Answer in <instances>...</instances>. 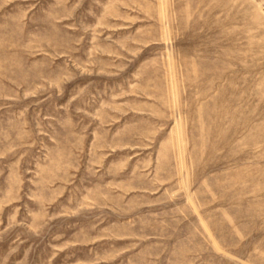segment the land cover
I'll return each instance as SVG.
<instances>
[{"label": "rangeland", "instance_id": "rangeland-1", "mask_svg": "<svg viewBox=\"0 0 264 264\" xmlns=\"http://www.w3.org/2000/svg\"><path fill=\"white\" fill-rule=\"evenodd\" d=\"M0 264H264V0H0Z\"/></svg>", "mask_w": 264, "mask_h": 264}]
</instances>
